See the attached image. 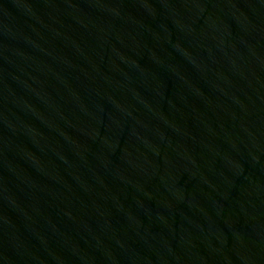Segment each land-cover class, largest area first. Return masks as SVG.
Segmentation results:
<instances>
[{
  "label": "water",
  "instance_id": "obj_1",
  "mask_svg": "<svg viewBox=\"0 0 264 264\" xmlns=\"http://www.w3.org/2000/svg\"><path fill=\"white\" fill-rule=\"evenodd\" d=\"M0 264H264V0H0Z\"/></svg>",
  "mask_w": 264,
  "mask_h": 264
}]
</instances>
